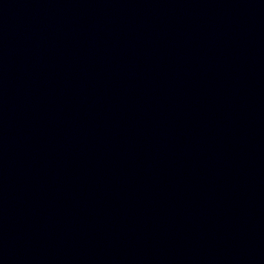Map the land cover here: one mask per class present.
I'll return each mask as SVG.
<instances>
[{
	"label": "water",
	"instance_id": "95a60500",
	"mask_svg": "<svg viewBox=\"0 0 264 264\" xmlns=\"http://www.w3.org/2000/svg\"><path fill=\"white\" fill-rule=\"evenodd\" d=\"M0 264H264V0H0Z\"/></svg>",
	"mask_w": 264,
	"mask_h": 264
}]
</instances>
